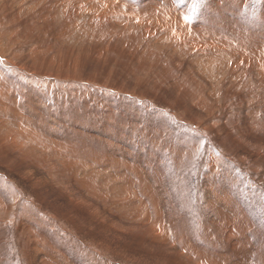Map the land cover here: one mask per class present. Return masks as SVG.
<instances>
[{"label":"rangeland","instance_id":"374dc122","mask_svg":"<svg viewBox=\"0 0 264 264\" xmlns=\"http://www.w3.org/2000/svg\"><path fill=\"white\" fill-rule=\"evenodd\" d=\"M7 1L9 3L12 1V3L7 4ZM10 1L0 0V21L3 20V24L0 22V68L6 71L0 69V75H2V78L0 77V80L2 79V82L0 81V91L2 88L3 91L1 92H4V88L6 91H9L6 95L3 93L0 96V102H9L11 97L12 99H16L15 104L12 102L13 105H10V109L8 107L4 111H0L4 113V116L5 114L8 115V117L5 116L8 118V121L11 119L9 124H7L10 127L9 129L7 126L9 130L7 127H3L5 130H3V128L0 129L2 133H0V153L3 152L2 155L0 154V172H3L2 175L4 176L0 174V259H2L0 264H21L25 259L27 261L25 260L26 262L24 261L23 264H29V261H32L31 264H46L47 262V264L51 262H53V264H264V59L262 57L264 55V0H160L162 2L159 0H96L98 3L100 1H102L101 3L110 2V4H106L105 7L111 8V5H113V8L115 7L116 9L112 8L114 12H112L111 15L122 12V15L126 16L127 11L133 13L130 12V19L127 14V18H123V20L120 18V21L116 20V25H114V19L118 18V14L114 18L113 16L116 14L108 16L105 12L103 14L101 13L106 19L101 21L97 19V21L99 20L98 23H96L97 21L95 19V22L93 19H90L93 15H96V13L93 14V12L88 9L90 3L88 6L86 3H88L89 0H85V2L84 0H79L84 3L78 0H76L77 2L75 0H41L42 2L39 0ZM35 1L40 3L36 4ZM60 1L63 5L65 4V8L67 4L69 7L61 10L63 6ZM243 1H246V4H244L245 2ZM18 2L25 4L23 5L25 9H23L24 7H22V4ZM28 3H32L33 5H29ZM170 3H175L173 5L174 10L167 11V7L171 6ZM11 5L13 7H11ZM14 5H16V7ZM165 5H167V7ZM82 6H84L86 10H83L84 7ZM19 7H22V10ZM58 7L61 8L58 9ZM52 8L56 12L59 10V15H56L57 17L48 15L51 13ZM48 11L49 13H47ZM84 11L85 13H83ZM86 11L89 14H87ZM124 11L126 13H124ZM160 13H163L162 16ZM86 14L92 16L88 17ZM157 14H159V16ZM166 14L169 15V18L172 20L164 18ZM65 15L67 16L65 17ZM73 15L74 18H72ZM97 15H100V13ZM159 17L166 19V25L165 23L163 24L155 20ZM75 18L79 23L76 22L77 20ZM73 19H75L73 23L76 22V26L70 21ZM89 21H91V24ZM111 21H113V23ZM154 22L159 26L161 25L162 33L157 32ZM64 23L65 27L63 26ZM125 23L128 24L125 25ZM135 23L139 24L136 25ZM100 24L102 26L101 29ZM152 24L154 30L153 27H150ZM119 25L122 26L123 29H121V27L119 28ZM127 25L130 30L131 28L134 30H127ZM169 25L174 28H169L171 27ZM48 26H50L51 29ZM96 27H99V30ZM112 28H114L116 32ZM125 29L127 30L126 33ZM169 29H171V32L175 33H171L172 35H170L167 42L168 45H166L167 43L163 44L160 39L161 35L167 34L168 32L166 31H169ZM94 30L98 32L96 33ZM120 31L122 33H120ZM73 32H76L77 35L74 33L72 36ZM110 33H113V36ZM58 34L62 36L59 37L61 39L63 38V44H61L62 40L60 41V38L57 39ZM64 34L68 35V37L63 36ZM43 35L44 37H42ZM49 35L51 37L50 40ZM176 35L178 38L182 36L179 38V41ZM190 35H192V37H189ZM216 35L217 37H215ZM45 38L48 42H44L46 41ZM147 38L148 40L151 38V40L154 41L151 43V40L148 41ZM172 38L173 42L170 41ZM174 38L177 39H175V41L179 42L183 52H181V50L175 52V47L178 48V43H174ZM217 38L221 41L217 40ZM199 39H201V41ZM214 39L217 40L216 43ZM226 39L232 44V46L229 47L231 50L227 48ZM34 40L35 42H33ZM54 40L57 41L54 42ZM222 40H225V44ZM39 41H43L45 47L49 45L53 51H51V49L48 50L49 46L47 49L42 48V42L39 43ZM70 41L73 45L69 43ZM210 41L213 43H210ZM53 42L56 46L58 44V46L55 47V45L52 44ZM66 42L70 44H68L70 48L67 47L68 45L65 44ZM158 42L160 44L157 45ZM183 42H186L187 45L184 44L186 47H183ZM208 42L211 45H205ZM153 43L154 45L151 47ZM161 43L163 47L160 46ZM171 43L176 44L175 47L171 45L174 50L170 48L171 46L169 44ZM217 43L220 47L222 46L221 48H224V50H221L215 45L214 47L216 48H214L212 44ZM60 45H62L61 48H59ZM155 45H157V48ZM80 46L83 47L81 48ZM202 49L205 50L199 52L202 51ZM63 50L66 54L63 53ZM57 51L58 53L61 52L62 55L60 53L58 54ZM53 52L58 54V56L61 55V57L54 56L55 53ZM212 52H215V54L217 53L216 55L221 62L217 57L216 59L218 61L216 60L217 62H215L214 53L209 54ZM200 53H202V55ZM207 53L214 57V63L206 60L207 58L205 57H208ZM195 54L197 55L194 56ZM230 54H232L231 57L235 55H238V57L240 56L239 59L241 64L239 63V65H242L241 71H243L241 74L235 72V69L232 67L234 63L230 58ZM246 56H249L251 59ZM47 57L49 60L52 57L54 58L49 61L46 60ZM238 57L236 56L234 58ZM252 58L254 59L253 61H251ZM55 59L59 60V63L62 61V64L57 63ZM72 59L76 66L73 64ZM47 61L51 62V64L55 61L56 64H52L54 66H51ZM40 62L42 63L39 64ZM44 62L47 63L45 64ZM63 62L65 64L67 62V65H64ZM69 63L75 66L72 72L70 71L71 67L68 68L70 66ZM209 63L212 66L209 65ZM63 65L66 68L63 67ZM77 67H79L78 71ZM255 68H257V70H255ZM258 68L260 70H258ZM38 69H41L43 73L47 71L48 74H43L41 70L38 71ZM244 69H246V71ZM66 71L68 74H66ZM106 71L109 72L106 73ZM60 73L68 77L65 78L62 76L60 78ZM261 73H263V75ZM54 74H59V76L57 75L58 78L54 77ZM72 74L78 75L73 77ZM109 74L111 77L110 80H108ZM253 74L255 76H253ZM79 75L85 77L82 78V76ZM62 78L65 81L62 80ZM90 79L94 81L98 79V86L102 87L103 84L104 86L100 88L96 85L97 88L94 87L93 90L89 85V81H92ZM244 80H246L245 83H247L245 85L247 86L243 85ZM217 81L218 83H216ZM102 82L103 84L101 85ZM107 82L109 84H107ZM123 82L125 84L124 86L122 85ZM105 84L107 86H105ZM134 84L140 85L136 86ZM114 86L119 87V90ZM133 86L135 87V91H133ZM192 87H195L197 91L194 94L195 99L188 93V91H191ZM251 89H253V91ZM22 90L25 91L23 92ZM120 95L122 100L124 98L123 101L120 100ZM202 95L204 96L202 97ZM1 103L0 105H2ZM18 103L21 104L19 105ZM240 105H242L243 108ZM18 107L19 109H17ZM145 107L148 110L144 109ZM160 108L162 113H160ZM232 110L234 112H232ZM163 111H165L164 114ZM167 114L170 115V117H168ZM179 116L182 119H180ZM152 118L154 121L151 120ZM179 121H182V123L180 124ZM192 121L194 123H192ZM140 122L143 123V128ZM184 122H186V124ZM52 123L53 125H51ZM145 123H147L146 126H144ZM148 125L149 128L147 132L145 129ZM154 125L155 128H159L160 130L163 129L165 134L162 133L163 131H156ZM140 126L142 129H140L141 131L139 130ZM162 126L164 128H162ZM12 127L13 130L15 129L14 131ZM129 128L134 129L130 130ZM135 129L137 130L136 133L130 132L133 130L136 131ZM143 130L144 132H142ZM2 131L6 132L3 133ZM149 131L152 132L150 133L151 137H149ZM166 132L170 135H166ZM16 133L18 136H16ZM155 134L160 137L163 135L166 136V138L163 136L165 140L161 137L162 145L159 140L160 137H157ZM21 135L25 143H21L23 142L20 139ZM11 136H13L12 139ZM116 136L119 137V139ZM136 136L138 137L134 140L133 138ZM202 136L203 138H201ZM141 137L145 138L142 139ZM222 137H226V139ZM50 139L52 141L54 139L55 143ZM49 141L52 147L56 145L57 147H62L59 148L61 149V153H59L60 151L56 147H54L56 149L51 148V146L49 148ZM42 142L43 145L41 146L40 144ZM44 142L46 145L48 144V146H44ZM13 145L16 147H13ZM163 145L167 147L164 148L162 147ZM8 146L9 148H6ZM43 147L46 148L43 149ZM24 148L26 150H24ZM48 148L50 150H48ZM30 149L32 150L30 151ZM35 149H37V151ZM51 149L53 151L56 150L55 152L57 153H53ZM211 153L215 154L212 155ZM42 155L46 158H43ZM169 156L172 158L174 157L175 159H173L175 161L172 158L169 159ZM161 158H163V161ZM233 158L235 160H233ZM160 159L161 162L159 161ZM171 160L174 162L172 161L171 163ZM169 162L173 165H170ZM5 163L6 165H4ZM84 164L85 166L87 165L86 167L88 168L84 167ZM166 166H169V171H173L169 172ZM26 167L28 168V172L25 169ZM85 168L88 170H84ZM214 168L219 169V171ZM105 169L108 170L106 171ZM104 170L106 173H104ZM156 170L158 173L155 172ZM161 171L165 174L164 176L161 174ZM26 172L28 174L30 173V175L26 174ZM84 172L86 173L84 174ZM7 174H10V176ZM13 176H15V178ZM79 177L81 178L78 179ZM115 177L117 178L116 180ZM159 177L163 180L161 181ZM19 178H21L20 181ZM107 179L109 180L107 181ZM175 180L177 182L173 184L172 181ZM170 181L172 184H169ZM202 181L205 182L201 184ZM108 182L110 187H107L108 184L106 183ZM178 182H180L179 185L177 184ZM207 182L209 183L208 185ZM175 183L177 185H175ZM198 184L200 185L198 186ZM111 186L114 187L113 190L111 189L112 192L110 191V188H112ZM207 186H211L213 189L211 187L208 189ZM199 187H203L201 188L202 190H200ZM11 189H14L13 191L15 193H12ZM114 190L120 191L122 194L120 192L116 193ZM204 190H206V193ZM214 192H218L219 195L218 193L214 194ZM8 194L10 197H8ZM103 194L105 196H102ZM182 194H184L185 197ZM214 196L215 198L213 199ZM210 197L213 199L211 200L212 202L210 201ZM25 199L28 200L29 203L26 202ZM6 200L9 206L6 205ZM2 201H4L3 206ZM23 203H25V205L29 204L26 209ZM198 203H200V205L202 203L205 207L207 206L206 212H203L205 211L204 206H200ZM42 204L43 208L47 206L46 209L48 208L50 214L45 208V210L42 209ZM19 205L22 206L18 210L17 208ZM30 205H32V207ZM140 205L143 208L139 207ZM213 205L214 207H212ZM28 206L32 210L28 209ZM34 207L36 210H39V214L36 213V216L34 215L38 221L33 216V214L37 212ZM140 209L141 211H139ZM137 211L140 212V214ZM42 212L44 214H42ZM141 212L146 213L144 214ZM28 213L30 215H28ZM48 214L50 216L46 219ZM1 216H3V219ZM54 217L59 221L54 219ZM78 217L80 219H78ZM41 218L46 222L48 221V224L42 221ZM144 219H147V221ZM190 220L192 222H190ZM41 221L44 223L42 224ZM11 222L13 223L11 224ZM15 222L20 223V225ZM52 222H54V224L56 223L55 226L53 224L51 225ZM10 224H14L13 230L8 228L12 227ZM61 224L63 228L60 227ZM5 225L9 226L6 227ZM15 226L18 228L15 229ZM33 227L37 235L36 232L34 233ZM211 227H214L213 230ZM7 230H11V232ZM159 230L161 232H159ZM172 233L174 236H172ZM7 235L8 237H5ZM162 235L165 237L163 238ZM13 236H15V238ZM44 236L46 238H43ZM170 237L173 238L171 239ZM43 239L47 242V245ZM22 240L24 242H21ZM28 242L31 243L29 244L30 247L27 245ZM108 243L110 244L108 245ZM112 244H114V246ZM18 245H21V247H16ZM31 245H33V248ZM105 245L110 248L108 249ZM120 246L123 252L119 250ZM122 246L124 247L123 250ZM33 249H38V251L34 252ZM45 249L48 253L53 254L52 257L48 256L50 259L47 258L48 254H45ZM12 252L14 253V255H12L14 258L11 256V254H13ZM38 253L40 255L39 258L37 257ZM5 255L6 257H4ZM104 255H106L108 259H105ZM17 256L19 257V263ZM21 257L22 261L20 262ZM23 257L25 258L24 260ZM31 257H33V259ZM5 259H7L8 262L5 261ZM10 260L11 263H9Z\"/></svg>","mask_w":264,"mask_h":264},{"label":"bare ground","instance_id":"6f19581e","mask_svg":"<svg viewBox=\"0 0 264 264\" xmlns=\"http://www.w3.org/2000/svg\"><path fill=\"white\" fill-rule=\"evenodd\" d=\"M9 1H10V0H9ZM19 1H20V0H19ZM39 1L42 2V1H44V0H42V1L39 0ZM68 1H69V0H68ZM71 1H72V0H71ZM75 1H76V0H75ZM78 1H79V0H78ZM159 1H160V0H159ZM163 1H164V0H163ZM170 1H171V0H170ZM231 1H232V0H231ZM234 1H235V0H234ZM241 1H242V0H241ZM248 1H249V0H248ZM250 1H251V0H250ZM7 2H8V1H7ZM7 2H5V3H7ZM10 2L12 3V1H10ZM13 2H14V1H13ZM16 2H17V1H16ZM21 2H22V1H21ZM29 2H30V1H29ZM35 2H36V1H35ZM40 2L37 1L36 4H38V3H40ZM60 2H61V1H60ZM76 2H77V1H76ZM79 2H82V1H79ZM84 2H85V0H84ZM84 2H82V3H84ZM86 2H88V1H86ZM101 2H102V1H100V2L98 3L96 0H89V2L86 3L87 6H88L89 3H90L89 8H88V7H87V8H88L90 11H92L93 14L96 13V15H93V17L90 18V19H93L94 22H95V20L97 21V19H99L100 21L103 20V19H106V18H104V15H102L104 12L107 13L108 16L111 15L112 12H114L113 9H115V7L113 8V5H111V6H112L111 8H106V7H105L106 4H110V2H103V3H101ZM124 2H125V1H124ZM160 2H162V1H160ZM199 2H200V1H199ZM243 2H245L244 4H246V1H243ZM11 3L8 2L7 4H11ZM18 3H19V2H18ZM32 3H33V2H32ZM32 3H31V4L28 3V4H29V5H33V4H35V3H33V4H32ZM65 3H66V2H65ZM82 3H81V4H82ZM111 3H112V2H111ZM166 3H167V2H166ZM14 4H15V3H14ZM19 4H22V3H19ZM28 4H27V5H28ZM54 4H55V3H54ZM61 4H62V2H61ZM61 4H60V5H61ZM75 4H76V3H75ZM112 4H113V3H112ZM125 4H126V2H125ZM170 4H171V3H170ZM174 4H175V3L171 4V6L169 5L170 7H167V5H165V6L168 8L167 11L174 10V6H173ZM23 5H25V4H22V7H24ZM51 5H53V4H51ZM64 5H65V4H64ZM64 5L62 4L63 8H62L61 10L66 9V8L69 7L68 4H67V7H66V8L64 7ZM78 5H79V3H78ZM5 6H6V5H5ZM14 6L16 7V5H14ZM18 6H19V5H18ZM20 6H21V5H20ZM38 6H39V5H38ZM56 6H58V5H56ZM56 6H55V7H56ZM62 6H61V7H62ZM71 6H72V2H71ZM118 6H119V5H118ZM128 6H129V5H128ZM130 6H131V5H130ZM194 6H195V5H194ZM194 6H193V7H194ZM197 6H198V5H197ZM11 7H13V6L11 5ZM22 7H19V8H21V10H22ZM28 7H29V6H28ZM61 7H58V9H60ZM73 7H74V6H73ZM80 7H81V6H80ZM82 7H84V6H82ZM160 7H161V6H160ZM41 8H42V7H41ZM112 8H113V9H112ZM151 8H152V7H151ZM156 8H157V7H156ZM164 8H165V7H164ZM164 8H163V9H164ZM167 8H166V9H167ZM23 9H25V7H24ZM72 9H74V8H72ZM118 9H119V8H118ZM118 9H117V10H118ZM166 9H165V10H166ZM253 9H254V8H253ZM29 10H30V9H29ZM46 10H47V9H46ZM48 10H49V9H48ZM67 10H68V9H67ZM67 10H64V11H67ZM83 10H86L85 7H84ZM115 10H116V9H115ZM50 11H51V10H50ZM126 11H127V10H126ZM136 11H137V10H136ZM152 11H153V10H152ZM231 11H232V9H231ZM21 12H22V11H21ZM45 12H46V11H45ZM58 12H59V10L56 12V11L52 8L51 13H49V11H48L47 13H49L48 15H51V16L54 17V16H56V15H59ZM76 12H77V11H76ZM80 12H82V11H80ZM86 12H87V11H86ZM92 12H91V13H92ZM117 12H118V11H117ZM120 12H121V11H120ZM128 12H129V11H127V14H128L129 17L127 16V14H126V16L130 19V17H131L130 12H131V11H130L129 13H128ZM30 13H31V12H30ZM42 13H43V12H42ZM64 13H67V12H64ZM64 13H63V14H64ZM74 13H75V11H74ZM74 13H73V14H74ZM83 13H85V11H84ZM83 13H82V15H83ZM98 13H100V15H97ZM101 13H102V14H101ZM124 13H126V12L124 11ZM131 13H132V12H131ZM144 13H145V12H144ZM22 14H23V13H22ZM44 14H45V13H44ZM60 14H61V13H60ZM75 14H76V13H75ZM78 14H79V13H78ZM87 14H89V13L87 12ZM87 14H86V15H87ZM114 14H116V13H114ZM114 14H112V15H114ZM117 14H118V18H115V16H117ZM117 14L113 16V17L115 18V19L113 18V19L115 20V22H114L115 24H114V25H116V20L120 21V20H121L120 18H122V20H123V18H127L125 15H122V12H121V13H117ZM129 14H130V15H129ZM132 14H133V13H132ZM137 14H139V13H137ZM154 14H155V13H154ZM162 14H163V13H160L161 16H162ZM168 14H169V13H168ZM170 14H171V13H170ZM172 14H173V13H172ZM34 15H35V14H34ZM71 15H72V13H71ZM79 15H80V14H79ZM112 15H111V16H112ZM157 15L159 16V14H157ZM46 16H47V15H46ZM60 16H61V15H60ZM66 16H67V15H65V17H66ZM87 16H88V15H87ZM91 16H92V15H89L88 17H91ZM106 16H107V15H106ZM174 16H175V15H174ZM174 16H173V17H174ZM39 17H40V16H39ZM39 17H38V18H39ZM56 17H57V16H56ZM69 17H70V15H69ZM71 17H72V16H71ZM75 17H76V16H75ZM80 17H81V16H80ZM80 17H79V18H80ZM155 17H157V16H155ZM171 17H172V16H171ZM175 17H176V16H175ZM63 18H64V17H63ZM72 18H74V15H73ZM164 18H169V15L166 14V15L164 16ZM164 18H163V17H159V18H156L155 20H157L158 22H162L163 24L165 23V25H166V19H164ZM35 19H36V18H35ZM70 19H71V18H70ZM75 19H76V18H75ZM75 19L70 20V21H72L71 23H73V21H74ZM94 19H95V20H94ZM169 19H171V18H169ZM169 19H168V22H169ZM12 20H13V19H12ZM76 20H77V19H76ZM99 20H98V21H99ZM109 20H110V18H109ZM109 20H108V21H109ZM114 20H113V21H114ZM146 20H147V19H146ZM171 20H172V19H171ZM36 21H37V19H36ZM66 21H67V19H66ZM98 21H97L96 23H98ZM113 21H111V22L113 23ZM124 21H125V20H124ZM124 21H123V22H124ZM126 21H127V19H126ZM126 21H125V22H126ZM141 21H142V20H141ZM0 22L2 23L3 20L0 21ZM37 22H38V21H37ZM64 22H65V21H64ZM76 22H78V20H77ZM76 22H75V23H76ZM90 22H91V21H89V23H90ZM137 22H138V21H137ZM170 22H171V21H170ZM173 22H174V21H173ZM175 22H176V21H175ZM65 23H66V22H65ZM65 23L63 24L64 27H65ZM75 23H73V24L76 26ZM78 23H79V22H78ZM117 23H118V22H117ZM121 23H122V22H121ZM139 23H141V22H139ZM139 23H138V24H139ZM151 23H152V22H151ZM178 23H179V22H178ZM180 23H181V22H180ZM183 23H184V22H183ZM2 24H3V23H2ZM4 24H5V23H4ZM56 24H57V23H56ZM90 24H91V23H90ZM92 24H93V23H92ZM126 24H128V23H125V25H126ZM135 24L138 25L137 23H135ZM154 24L156 25L155 27H156V29H157V32H161V31H162V30H161V27H160L161 25L159 26L158 24H156V22H154ZM167 24H168V23H167ZM172 24H173V23H172ZM0 25H1V24H0ZM60 25H61V24H60ZM67 25H68V24H67ZM67 25H66V26H67ZM78 25H80V24H78ZM111 25H112V24H111ZM122 25H123V24H122ZM133 25H134V24H133ZM150 25H151V24H150ZM174 25H175V24H174ZM52 26H53V25H52ZM98 26H99V25H98ZM142 26H143V25H142ZM147 26H149V25H147ZM169 26H171V25H169ZM6 27H7V26H6ZM48 27L50 28V26H48ZM60 27H61V26H60ZM89 27H90V26H89ZM120 27H121V29H123L122 26L119 25V28H120ZM123 27H124V26H123ZM128 27H129V26L127 25V28H128ZM150 27H153V24H152V26H150ZM188 27H189V26H188ZM73 28H74V27H73ZM75 28H76V27H75ZM96 28L99 30V27H96ZM96 28H95V29H96ZM101 28H102V26H101V24H100V29H101ZM105 28H106V27H105ZM108 28H110V27H108ZM166 28H167V26H166ZM169 28H174V27L171 26V27H169ZM6 29H7V28H6ZM50 29H51V28H50ZM71 29H72V28H71ZM83 29H84V28H83ZM97 29H96V30H97ZM112 29L114 30V28H112ZM132 29H133V28H131V30H130V29L128 28L127 30L133 31L134 29H133V30H132ZM167 29H168V28H167ZM189 29H190V28H189ZM125 30H126V29H125ZM127 30L125 31V33L127 32ZM153 30H154V27H153ZM181 30H182V29H181ZM187 30H188V29H187ZM73 31H74V30H73ZM94 31H95V30H94ZM114 31H115V30H114ZM116 31H117V27H116ZM116 31H115V32H116ZM118 31H119V30H118ZM135 31H136V29H135ZM164 31H166V30H164ZM194 31H195V30H194ZM46 32H47V31H46ZM59 32H61V31H59ZM69 32H70V31H69ZM69 32H67V33H69ZM95 32H96V31H95ZM97 32H98V31H97ZM97 32H96V33H97ZM110 32H111V31H110ZM154 32H155V31H154ZM166 32H168V33L165 34V35H161V39H160V40H161V42H162L163 44H166V43L168 42V39H169L170 35H172V34L175 33V32H171V29H169V31H166ZM166 32H165V33H166ZM181 32H182V31H181ZM189 32H190V31H189ZM44 33H45V30H44ZM47 33H48V32H47ZM47 33H46V34H47ZM74 33H75V35H77L76 32H73V33H72V36H73ZM89 33H90V32H89ZM92 33H93V32H92ZM101 33H102V32H101ZM120 33H122V32L120 31ZM120 33H119V34H120ZM155 33H156V32H155ZM155 33H154V34H155ZM161 33H162V32H161ZM161 33H160V34H161ZM171 33H172V34H171ZM178 33H179V32H178ZM191 33H192V32H191ZM59 34H60V33H59ZM59 34H58V38H57V39H59V38H60L59 36H61V35H59ZM110 34H111V33H110ZM150 34H151V30H150ZM94 35H95V34H94ZM101 35H102V34H101ZM111 35L113 36V33H112ZM111 35H110V36H111ZM117 35H118V34H117ZM157 35H159V34H157ZM177 35H179V34H177ZM177 35H176V37H177ZM45 36H46V35H45ZM63 36H67V37H68V35H65V34H64ZM103 36H104V35H103ZM159 36H160V35H159ZM162 36H163V37H162ZM184 36H185V35H184ZM197 36H198V35H197ZM42 37H44V35H43ZM46 37H47V36H46ZM61 37H62V36H61ZM97 37H98V36H97ZM180 37H182V36H179V38H180ZM189 37H192V35H190ZM215 37H217V35H216ZM47 38H48V37H47ZM50 38H51V37H50V35H49V40H50ZM72 38H73V37H72ZM139 38H140V37H139ZM158 38H159V37H158ZM177 38H178V37H177ZM179 38H178V41H179ZM186 38H187V36H186ZM204 38H205V37H204ZM40 39H41V38H40ZM45 39H46V38H45ZM65 39H66V37H65ZM65 39H64V41H65ZM67 39H68V38H67ZM69 39H70V38H69ZM97 39H98V38H97ZM103 39H104V38H103ZM142 39H143V37H142ZM175 39H176V38H174V43L177 42V41H175ZM210 39H213V38H210ZM38 40H39V39H38ZM43 40H44V39H43ZM59 40H60V41L62 40V43L60 42L61 44L64 43V42H63V38H62V39L60 38ZM80 40H81V39H80ZM99 40H100V39H99ZM109 40H110V39H109ZM147 40H148V38H147ZM150 40H151V38H150L148 41H150ZM172 40H173V38L170 39L171 42H173ZM176 40H177V39H176ZM181 40H182V39H181ZM181 40H180V41H181ZM187 40H188V39H187ZM187 40H186V42H187ZM199 40L201 41V39H199ZM205 40H206V38H205ZM214 40H215V39H214ZM214 40H213V41H214ZM217 40H219V39L217 38ZM217 40H215L214 42L216 43ZM52 41H53V40H52ZM55 41H57V40H54V42H55ZM97 41H98V40H97ZM139 41H140V39H139ZM153 41H154V40H153ZM153 41L151 40L150 42L152 43ZM206 41H207V40H206ZM208 41H209V39H208ZM211 41H212V40H211ZM211 41H210V43H213V42H211ZM219 41H221V40H219ZM33 42H35V40H34ZM41 42H42V48H46V49H47V47H48L49 45L47 44L48 46L45 47V45L43 44L44 42H48L47 39H46V41H44V42L41 41ZM41 42L39 41V43H41ZM49 42H50V41H49ZM54 42H53L52 44H54ZM81 42H82V40H81ZM81 42H80V43H81ZM146 42H147V41H146ZM146 42H145V43H146ZM155 42H156V41H155ZM155 42H154V43H155ZM186 42H185V43L183 42V45L186 44ZM222 42L225 44V40H224V41L222 40ZM222 42H219V43H222ZM50 43H51V42H50ZM69 43L72 44L71 41H70ZM69 43H68V44H69ZM101 43H102V42H101ZM154 43L151 45V47L154 45ZM162 43H161L160 46L163 45ZM169 43H170V42H169ZM177 43H178L177 46H178V48H180V49H178L177 47H175L176 44H173V43L169 44L170 46H171V45H174L173 47L176 48V49H175V52H176V51L178 52V50L180 51V50L182 49V47L179 45V42H177ZM181 43H182V42H181ZM187 43H188V42H187ZM195 43H196V42H195ZM210 43L208 42V43H206L205 45L208 46ZM223 43H222V44H223ZM35 44H36V43H35ZM45 44H46V43H45ZM52 44H50V45H52ZM65 44H67V42H66ZM68 44H67V45H68ZM70 44H69V45H70ZM83 44H84V43H83ZM158 44H160V43L158 42L157 45H158ZM226 44H227V48H229L230 46H232V44H230L229 40H227V39H226ZM39 45H40V44H39ZM54 45H55V44H54ZM69 45H68L67 47H69ZM72 45H73V44H72ZM157 45H155L156 48H157ZM166 45H168V43H167ZM186 45H187V44H186ZM210 45H211V44H210ZM212 45H213V47H214V45H215L216 47L220 48L221 50H224V48L222 49V48H221L222 46L220 47V45H219L218 43H217V44H212ZM43 46H44V47H43ZM57 46H58V44H57ZM57 46L55 45V47H57ZM61 46H62V45H60L59 48H61ZM64 46H65V45H64ZM64 46H63V47H64ZM114 46H115V45H114ZM197 46H198V45H197ZM197 46H196V47H197ZM200 46H201V45H200ZM225 46H226V45H225ZM225 46H224V47H225ZM53 47H54V46H53ZM71 47H73V46H71ZM80 47H81V46H80ZM82 47H83V46H82ZM82 47H81V48H82ZM162 47H163V46H162ZM183 47H186V46L184 45ZM193 47H194V46H193ZM203 47H204V46H203ZM203 47H202V48H203ZM210 47H211V46H210ZM216 47H214V48H216ZM243 47H244V46H243ZM69 48H70V47H69ZM74 48H75V47H74ZM164 48H165V46H164ZM166 48H168V47H166ZM170 48H172V46H171ZM204 48H205V47H204ZM207 48H208L209 50H211L209 47H207ZM214 48H213V49H214ZM231 48H232V49H235L234 47H231ZM244 48H245V47H244ZM50 49H51V51H53L52 48L49 46V49H48V50H50ZM66 49H68V48H66ZM85 49H86V48H85ZM188 49H189V48H188ZM192 49H193V48H192ZM208 49H207V51H208ZM229 49H230V48H229ZM69 50H70V49H69ZM76 50L79 51L78 49H76ZM172 50H174V48H172ZM182 50H183V49H182ZM182 50H181V52H183ZM186 50H187V49H186ZM194 50H198V49H194ZM200 50H201V49H200ZM204 50H205V49H202V51H199V52H203ZM215 50H217V49H215ZM215 50H214V51H215ZM218 50H219V49H218ZM230 50H231V49H230ZM40 51H44V50H40ZM88 51H89V50H88ZM106 51H107V50H106ZM184 51H185V50H184ZM212 51H213V50H212ZM219 51H220V50H219ZM219 51H216V52L218 53ZM235 51H236V50H235ZM260 51H262V50H260ZM260 51H259V52H260ZM44 52H47V51H44ZM55 52H56V50H55ZM55 52H53V53H55ZM68 52H69V51H68ZM188 52H190V51H188ZM222 52H223V51H222ZM48 53H49V51H48ZM57 53H58V51H57ZM59 53L61 54V52H59ZM59 53H58V54H59ZM63 53H64V50H63ZM89 53H90V52H89ZM102 53H103V52H102ZM118 53H119V52H118ZM193 53H194V52H193ZM213 53H214V54H213ZM217 53H216V54H217ZM219 53H220V52H219ZM231 53H234V52H231ZM23 54H25V53H23ZM49 54H50V53H49ZM58 54L55 53L54 56H55V55L58 56ZM64 54H66V53H64ZM67 54H68V53H67ZM92 54H93V53H92ZM189 54H190V53H189ZM197 54H198V52H197ZM197 54H195L194 56H196ZM200 54L202 55V53H200ZM200 54H199V55H200ZM204 54H205V53H204ZM204 54H203V57H204ZM209 54H213L215 58H214L212 55H208V53H207L208 57H205V58H207V59H206L207 61H211L212 63H214V62H213L214 59H215V62H217L218 60L220 61L219 57L215 54V52H212V53H209ZM241 54H242V53H241ZM245 54H247V53H245ZM263 54H264V53H263ZM46 55H47V54H46ZM50 55H51V54H50ZM61 55H62V54H61ZM61 55H59V56L61 57ZM69 55H71V54H69ZM78 55H79V54H78ZM95 55H96V54H95ZM201 55H200V56H201ZM215 55H216V56H215ZM231 55H232V54H230V58H231V60H232L233 63H234L232 67L235 69V72H239V73L241 74V72H243V71H241V70H242V65H239V63H240V59H239V57H240V56L238 57V55H235L234 57L237 56L238 58H234V57H231ZM59 56H58V57H59ZM65 56H66V55H65ZM76 56H77V55H76ZM209 56H212V57H209ZM220 56H221V55H220ZM228 56H229V55H228ZM241 56H242V55H241ZM105 57H106V56H105ZM119 57H120V56H119ZM165 57H166V56H165ZM216 57L218 58V60L216 59ZM242 57H243V56H242ZM242 57H241V58H242ZM246 57H247V56H246ZM248 57H249V56H248ZM248 57H247V58H248ZM251 57H252V56H251ZM253 57H254V56H253ZM262 57H263V59H264V55H263ZM42 58H45V57H42ZM52 58H54V57H52ZM52 58H51V59H52ZM55 58H56V57H55ZM62 58H63V56H62ZM95 58H97V57H95ZM98 58H99V57H98ZM195 58H196V57H195ZM213 58H214V59H213ZM233 58H234V59H233ZM249 58H250V57H249ZM256 58H257V57H256ZM258 58H259V57H258ZM51 59L49 60V58L47 57L46 60L51 61ZM69 59H70V58H69ZM73 59H74V57H73ZM73 59H72V62H73ZM104 59H105V58H104ZM118 59H119V58H118ZM193 59H194V58H193ZM242 59H243V58H242ZM250 59H251V58H250ZM10 60H11V59H10ZM40 60H41V58H40ZM55 60H56V59H55ZM189 60H190V58H189ZM216 60H217V61H216ZM226 60H227V59H226ZM253 60H254V59L252 58L251 61H253ZM259 60H260V59H259ZM259 60H258V61H259ZM261 60H262V59H261ZM33 61H34V59H33ZM44 61H45V59H44ZM58 61H59V60H56L57 63H59ZM60 61H61V60H60ZM65 61H66V60H65ZM75 61H76V60H75ZM103 61H104V60H103ZM256 61H257V60H256ZM47 62H48V61H47ZM47 62H44V63L46 64ZM54 62H55V61H53L52 64L55 65L56 62H55V63H54ZM61 62H62V61H61ZM61 62H60L59 64H62ZM69 62H70V61H69ZM72 62H71V63H72ZM110 62H111V61H110ZM220 62H221V61H220ZM244 62H245V61H244ZM248 62H249V61H248ZM263 62H264V60H263ZM6 63H7V62H6ZM41 63H42V62H40L39 64H41ZM48 63L51 64V62H48ZM63 63H64V62H63ZM71 63H69V65H70ZM75 63H76V62H75ZM104 63H105V61H104ZM179 63H180V61H179ZM250 63H251V62H250ZM16 64H17V63H16ZM20 64H21V63H20ZM50 64H49V67H50ZM52 64H51V66H54V65H52ZM73 64H74V62H73ZM73 64H72V65H73ZM116 64H117V63H116ZM206 64H207V63H206ZM215 64H217V63H215ZM222 64H223V63H222ZM240 64H241V63H240ZM263 64H264V63H263ZM14 65H15V64H14ZM47 65H48V64H47ZM64 65H67V62H66V64L64 63ZM64 65H63V67H65ZM72 65H70V66L68 67V68L71 67V69H70L71 72L73 71L74 67L76 66L75 64H74L75 66H72ZM126 65H128V64H126ZM209 65H211V64L209 63ZM254 65H255V64H254ZM20 66H21V65H20ZM57 66H58V65H57ZM57 66H56V67H57ZM77 66H78V64H77ZM114 66H115V65H114ZM118 66H119V65H118ZM120 66H121V65H120ZM211 66H212V65H211ZM255 66H256V65H255ZM259 66H260V65H259ZM259 66H258V67H259ZM40 67H41V66H40ZM45 67H46V66H45ZM111 67H112V66H111ZM122 67H123V66H122ZM122 67H121V68H122ZM204 67H205V66H204ZM217 67H218V66H217ZM229 67H230V66H229ZM229 67H228V68H229ZM247 67H248V65H247ZM247 67H246V68H247ZM260 67H263V66H260ZM260 67H259V68H260ZM43 68H44V64H43ZM43 68H42V69H43ZM65 68H66V67H65ZM184 68H185V67H184ZM209 68H210V67H209ZM243 68H244V67H243ZM259 68H258V70L261 69V68H260V69H259ZM0 69H1V68H0ZM4 69H6V68H4ZM8 69H9V68H8ZM49 69H50V68H49ZM78 69H79V67H77V71H78ZM103 69H104V68H103ZM123 69H124V68H123ZM186 69H187V68H186ZM210 69H211V68H210ZM263 69H264V68H263ZM263 69H262V70H263ZM1 70H2V69H1ZM40 70H41V69H40ZM40 70L38 69V71H40ZM44 70H45V69H44ZM187 70H188V69H187ZM212 70H213V69H212ZM244 70L246 71V69H244ZM255 70H257V68H255ZM2 71H5V70H2ZM35 71H37V70H35ZM70 71H69V73L71 74ZM127 71H128V69H127ZM208 71H209V70H208ZM251 71H252V70H251ZM263 71H264V70H263ZM5 72H6V71H5ZM7 72H8V71H7ZM41 72H42V70H41ZM48 72H49V71H48ZM66 72H67V71H66ZM107 72H109V71H106V73H107ZM110 72H112V71H110ZM42 73H43V72H42ZM63 73H64V72H63ZM75 73H76V71H75ZM125 73H126V72H125ZM138 73H139V72H138ZM140 73H141V72H140ZM239 73H238V74H239ZM246 73H247V72H246ZM263 73H264V72H263ZM263 73H261V74L263 75ZM43 74H48V73H47V71H46V72L43 73ZM66 74H68V72H67ZM66 74H65V75H66ZM110 74H111V73H110ZM110 74H109V77L106 76V77H108V80H110V78H111V77H110ZM128 74H129V73H128ZM128 74H127V75H128ZM167 74H168V73H167ZM221 74H222V73H221ZM229 74H231V73H229ZM238 74H237V75H238ZM38 75H39V74H38ZM40 75H41V74H40ZM49 75H50V74H49ZM54 75H55L54 77H57V75L59 76V74H54ZM72 75H73V74H72ZM75 75L77 76L78 74H74L73 77H74ZM87 75H88V74H87ZM100 75H102V74H100ZM106 75H107V74H106ZM211 75H212V74H211ZM231 75H233V74H231ZM244 75H245V74H244ZM1 76H2V75H0V77H1ZM4 76H6V75H4ZM4 76H3V77H4ZM62 76H64V75H63V74L61 75V73H60V78H61ZM69 76H70V75H69ZM79 76H82V75H79ZM88 76H89V75H88ZM94 76H95V74H94ZM96 76H97V74H96ZM103 76H104V75H103ZM111 76H112V75H111ZM136 76H137V75H136ZM245 76H246V75H245ZM247 76H248V75H247ZM253 76H255V75L253 74ZM260 76H261V75H260ZM6 77H7V76H6ZM51 77H52V74H51ZM54 77H53V78H54ZM64 77H65V76H64ZM66 77H68V76H66ZM66 77H65V78H66ZM70 77H71V76H70ZM70 77H69V78H70ZM83 77H85V76H82V78H83ZM86 77H87V76H86ZM91 77H92V76H91ZM97 77H98V76H97ZM104 77H105V76H104ZM104 77H103V78H104ZM119 77H120V75H119ZM122 77H123V76H122ZM232 77H233V76H232ZM1 78H2V77H1ZM57 78H58V77H57ZM77 78H78V77H77ZM79 78H80V77H79ZM82 78H81V79H82ZM87 78H88V77H87ZM89 78H90V77H89ZM93 78H94V77H93ZM93 78H92V79H93ZM112 78H113V77H112ZM124 78H125V77H124ZM137 78H138V77H137ZM147 78H148V77H147ZM194 78H195V77H194ZM240 78H241V76H240ZM3 79H4V78H3ZM7 79H8V78H7ZM72 79H74V78H72ZM84 79H86V78H84ZM92 79H90V80H92ZM106 79H107V78H106ZM106 79H105V80H106ZM122 79H123V78H122ZM145 79H146V78H145ZM238 79H239V78H238ZM238 79H237V81H238ZM241 79H242V78H241ZM260 79H261V78H260ZM62 80H64V79L62 78ZM82 80H83V79H82ZM95 80H96V79H95ZM105 80H102V81H103V82H106ZM127 80H128V79H127ZM136 80H137V79H136ZM147 80H148V79H147ZM192 80H193V79H192ZM217 80H218V79H217ZM239 80H240V79H239ZM249 80H250V79H249ZM263 80H264V78H263ZM0 81L2 82V79H1ZM64 81H65V80H64ZM72 81H75V80H72ZM84 81H85V80H84ZM113 81H114V80H113ZM113 81H112V82H113ZM116 81H117V79H116ZM133 81H134V80H133ZM143 81H144V80H143ZM237 81H236V82H237ZM245 81H246V80H244V84H243V83H242V84H243L244 86H247V85H245V84L247 83V82L245 83ZM247 81H248V79H247ZM75 82H76V81H75ZM103 82L101 83V85L103 84ZM141 82H142V81H141ZM141 82H139V83H141ZM144 82H145V81H144ZM160 82H161V81H160ZM180 82H181V81H180ZM214 82H215V81H214ZM236 82H235V84H236ZM4 83H5V82H4ZM78 83H79V82H78ZM114 83H116V82H114ZM118 83H119V82H118ZM146 83H148V82H146ZM155 83H156V82H155ZM216 83H218V81H217ZM237 83H238V82H237ZM250 83H251V82H250ZM259 83H260V80H259ZM6 84H7V83H6ZM80 84H81V83H80ZM98 84H99L98 79H97V81H94V80L89 81V85H90L91 88H93V90H94V87L97 88L96 85L98 86ZM107 84H109V83L107 82ZM119 84H120V83H119ZM149 84H150V82H149ZM153 84H154V83H153ZM160 84H161V83H160ZM164 84H165V83H164ZM211 84H212V83H211ZM1 85H2V84H1ZM113 85H114V84H113ZM113 85H112V86H113ZM122 85H123V86L125 85L124 82H123ZM134 85H136V84H134ZM137 85H138V84H137ZM137 85H136V86H137ZM139 85H140V84H139ZM139 85H138V86H139ZM147 85H148V84H147ZM198 85H199V84H198ZM4 86H5V85H4ZM103 86H104V84L102 85V87H103ZM105 86H107V85L105 84ZM108 86H109V85H108ZM120 86H121V85H120ZM151 86H153V85H151ZM250 86H251V84H250ZM260 86H261V85H260ZM5 87H6V86H5ZM98 87H100V86H98ZM102 87H100V88H102ZM109 87H110V86H109ZM114 87H116V86H114ZM121 87H122V86H121ZM133 87H134V86H133ZM143 87H144V86H143ZM146 87H147V86H146ZM153 87H154V86H153ZM196 87H197V86H196ZM222 87H224V86H222ZM236 87H237V86H236ZM104 88H105V87H104ZM116 88H118V90H119V87H116ZM116 88H115V89H116ZM126 88H127V87H126ZM137 88H138V87H137ZM189 88H190V87H189ZM247 88H248V87H247ZM251 88H252V87H251ZM7 89H8V88H7ZM77 89H78V88H77ZM98 89H99V88H98ZM121 89H122V88H121ZM134 89H135V87L133 88V91H135ZM139 89H140V88H139ZM149 89H150V86H149ZM248 89H249V88H248ZM9 90H10V89H9ZM25 90H26V89H25ZM25 90H22V91L24 92ZM88 90H89V89H88ZM95 90H97V89H95ZM104 90H105V89H104ZM107 90H108V89H107ZM112 90H113V89H112ZM127 90H128V89H127ZM142 90H143V89H142ZM144 90H145V89H144ZM163 90H164V89H163ZM179 90H180V89H179ZM238 90H239V89H238ZM251 90L253 91V89H251ZM1 91H3V88H2ZM1 91H0V96H1L3 93H4V95H6L7 92H9V91H6L5 88H4V92H1ZM101 91H103V90H101ZM122 91H123V90H122ZM136 91H137V90H136ZM138 91H139V90H138ZM145 91H146V90H145ZM209 91H210V90H209ZM218 91H219V90H218ZM218 91H216V92H218ZM12 92H13V91H12ZM26 92H27V91H26ZM38 92H39V91H38ZM77 92H78V91H77ZM99 92H100V91H99ZM117 92H118V91H117ZM127 92H129V91H127ZM147 92H148V91H147ZM154 92H155V91H154ZM186 92H187V91H186ZM196 92H197V91H196V88H195V87H192V88H191V91H188V93H190V94L192 95L193 98H194V94H195ZM202 92H203V91H202ZM202 92H201V93H202ZM92 93H93V92H92ZM113 93H116V92H113ZM119 93H120V92H119ZM131 93H132V92H131ZM143 93H144V91H143ZM209 93H210V92H209ZM177 94H178V93H177ZM202 94H203V93H202ZM212 94H213V93H212ZM215 94H216V93H215ZM248 94H249V93H248ZM13 95H14V94H13ZM66 95H67V94H66ZM94 95H95V94H94ZM117 95H119V94H117ZM121 95H122V94H121ZM121 95H120V100H122V99H121ZM137 95H138V94H137ZM137 95H136V96H137ZM147 95H148V94H147ZM245 95H246V94H245ZM67 96H69V95H67ZM139 96H140V95H139ZM148 96H149V95H148ZM203 96H204V95H202V97H203ZM262 96H263V95H262ZM9 97H10V96H9ZM123 97H124V96H123ZM128 97H129V96H128ZM132 97H133V96H132ZM132 97H131V99H132ZM199 97H200V95H199ZM202 97H201V98H202ZM248 97H249V96H248ZM142 98H143V97H142ZM152 98H153V97H152ZM162 98H163V97H162ZM162 98H161V99H162ZM250 98H252V97H250ZM154 99H155V98H154ZM194 99H195V98H194ZM233 99H234V98H233ZM255 99H256V98H255ZM15 100H16V99H12V97H11V99H10L9 102H8V101H7L6 103H3V102L1 103V102H0V103L2 104V105H0V111H4V110H5L6 108H8V107H9V109H10V105L15 104ZM115 100H116V99H115ZM123 100H124V98H123ZM123 100H122V101H123ZM125 100H127V99H125ZM147 100H148V98H147ZM164 100H165V99H164ZM167 100H168V99H167ZM248 100H249V99H248ZM67 101H68V100H67ZM127 101H128V100H127ZM152 101H153V100H152ZM152 101H151V102H152ZM188 101H189V100H188ZM207 101H208V100H207ZM250 101H251V100H250ZM12 102H13V104H12ZM16 102H17V101H16ZM45 102H46V101H45ZM65 102H66V101H65ZM78 102H79V101H78ZM145 102H146V101H145ZM153 102H154V101H153ZM208 102H209V101H208ZM244 102H245V101H244ZM62 103H63V102H62ZM62 103H61V104H62ZM139 103H140V102H139ZM166 103H167V101H166ZM168 103H170V102H168ZM18 104H19V103H18ZM20 104H21V103H20ZM20 104H19V105H20ZM65 104H66V103H65ZM147 104H148V103H147ZM149 105H150V104H149ZM153 105H154V104H153ZM153 105H152V106H153ZM205 105H206V104H205ZM209 105H210V104H209ZM15 106H17V105H15ZM45 106H46V105H45ZM60 106H61V105H60ZM152 106H151V107H152ZM155 106H156V105H155ZM158 106H159V105H158ZM166 106H167V105H166ZM240 106H242V105H240ZM160 107H161V106H160ZM163 107H164V106H163ZM235 107H236V106H235ZM154 108H155V107H154ZM198 108H199V107H198ZM238 108H239V107H238ZM242 108H243V106H242ZM249 108H250V107H249ZM17 109H19V107H18ZM144 109H147V108L145 107ZM144 109H143V110H144ZM152 109H153V107H152ZM155 109H156V108H155ZM155 109H154V110H155ZM212 109H213V108H212ZM220 109H221V108H220ZM235 109H237V108H235ZM41 110H42V109H41ZM147 110H148V109H147ZM157 110H159V109H157ZM202 110H203V109H202ZM238 110H239V109H238ZM241 110H242V109H241ZM155 111H156V110H155ZM23 112H24V111H23ZM144 112H145V110H144ZM164 112H165V111H163V114H164ZM211 112H212V111H211ZM213 112H214V111H213ZM222 112H223V111H222ZM232 112H234V111L232 110ZM142 113H143V111H142ZM149 113H150V112H149ZM160 113H162V112H161V108H160ZM217 113H218V111H217ZM227 113H228V112H227ZM25 114H26V113H25ZM33 114H34V113H33ZM45 114H46V113H45ZM119 114H120V113H119ZM170 114H171V112H170ZM150 115H153V114H150ZM165 115H166V114H165ZM165 115H164V116H165ZM167 115H168V114H167ZM180 115H181V114H180ZM213 115H214V114H213ZM5 116L8 117L7 114H5ZM5 116H4V113H3V112H0V129L3 128V127L6 128V127L8 126L7 124H9V122H10V120H11V119H10V120L8 121V120H7L8 118L5 117ZM28 116H29V115H28ZM164 116H163V117H164ZM171 116H172V115H171ZM173 116H174V115H173ZM173 116H172V117H173ZM177 116H178V114H177ZM181 116H182V115H181ZM198 116H199V115H198ZM198 116H197V117H198ZM44 117H45V116H44ZM88 117H89V116H88ZM168 117H170V115H168ZM174 117H175V116H174ZM182 117H183V116H182ZM42 118H43V117H42ZM62 118H63V117H62ZM149 118H151V117H149ZM179 118L182 119L180 116H179ZM179 118H178V119H179ZM200 118H202V117H200ZM200 118H199V119H200ZM186 119H188V118H186ZM260 119H261V118H260ZM127 120H128V119H127ZM151 120H153V118H152ZM151 120H150V121H151ZM183 120H184V119H183ZM183 120H182V121H183ZM218 120H219V119H218ZM242 120H243V119H242ZM251 120H252V119H251ZM46 121H47V120H46ZM119 121H120V120H119ZM153 121H154V120H153ZM155 121H156V119H155ZM182 121H179V123L181 124ZM189 121H190V120H189ZM193 121H194V120H193ZM193 121H192V123H194ZM197 121H198V120H197ZM156 122H157V121H156ZM187 122H188V120H187ZM226 122H227V121H226ZM140 123L142 124V128H143V123H142V122H140ZM161 123H162V122H161ZM165 123H166V122H165ZM184 123L186 124V122H184ZM232 123H233V122H232ZM234 123H235V122H234ZM54 124H55V123H54ZM146 124H147V123H145L144 126H146ZM154 124H155V123H154ZM187 124H188V123H187ZM252 124H254V123H252ZM51 125H53V123H52ZM129 125H130V124H129ZM129 125H128V126H129ZM156 125H158V124H156ZM254 125H255V124H254ZM184 126H185V125H184ZM190 126H191V125H190ZM233 126H234V125H233ZM256 126H257V125H256ZM258 126H259V125H258ZM8 127H9V126H8ZM8 127H7V129H8ZM133 127H134V126H133ZM158 127H159V126H158ZM160 127H161V126H160ZM182 127H183V126H182ZM186 127H187V125H186ZM249 127H250V126H249ZM261 127H262V126H261ZM14 128H15V126H14ZM56 128H57V127H56ZM125 128H126V127H125ZM134 128H136V127H134ZM134 128H129V129L132 130V129H134ZM137 128H138V126H137ZM148 128H149V125L146 127L145 130H147ZM154 128H155V125H154ZM162 128H164V127L162 126ZM235 128H237V127H235ZM255 128H256V127H255ZM262 128H263V127H262ZM262 128H261V129H262ZM9 129H10V127H9ZM9 129H8V130H9ZM140 129H141V126H140L139 130H140ZM155 129H156V131H158V132H159V130H160L159 128H155ZM250 129H251V128H250ZM258 129H260V128H258ZM3 130H5V129L3 128ZM8 130H7V131H8ZM12 130H13V127H12ZM14 130H15V129H14ZM14 130H13V131H14ZM56 130H57V129H56ZM130 130H129V131H130ZM135 130H136V129H135ZM141 130H142V129H141ZM141 130H140V131H141ZM220 130H221V129H220ZM224 130H225V129H224ZM263 130H264V129H263ZM42 131H43V129H42ZM150 131H151V130H150ZM150 131H149V137H151V136H150V133H152V132H150ZM160 131H163V129H161ZM255 131H256V130H255ZM2 132L4 133V132H6V131H2ZM9 132H10V131H9ZM45 132H47V131H45ZM50 132H52V131H50ZM50 132H49V133H50ZM60 132H61V131H60ZM60 132H59V133H60ZM112 132H113V131H112ZM130 132H133V133L135 132V133H136L137 130H136V131L133 130V131H130ZM142 132H144V130H143ZM142 132H141V133H142ZM147 132H148V130H147ZM0 133H1V132H0ZM42 133H43V132H42ZM109 133H110V132H109ZM115 133H116V132H115ZM138 133H139V131H138ZM145 133H146V131H145ZM162 133L165 134V131H163ZM221 133H222V132H221ZM1 134H2V133H1ZM146 134H147V133H146ZM201 134H202V133H201ZM32 135H33V134H32ZM46 135H47V134H46ZM54 135H56V134H54ZM54 135H53V136H54ZM108 135H109V134H108ZM147 135H148V134H147ZM155 135H156V134H155ZM166 135H168L167 132H166ZM169 135H170V134H169ZM169 135H168V136H169ZM16 136H18L17 133H16ZM47 136H48V135H47ZM112 136H113V134H112ZM120 136H121V134H120ZM131 136H132V135H131ZM142 136H143V135H142ZM144 136H145V135H144ZM156 136L158 137L159 135H156ZM163 136H164V135H163ZM163 136H161L163 139H164V137L166 138V136H164V137H163ZM229 136H230V135H229ZM2 137H3V136H2ZM12 137H13V136H11V139H12ZM48 137H49V136H48ZM116 137H117V136H116ZM137 137H138V136H136V137H134V138L132 137V138L135 140ZM149 137H148V139H149ZM159 137H160V136H159ZM161 137H160L159 140L161 141V145H162ZM50 138H51V137H50ZM117 138L119 139V137H117ZM141 138H142V137H141ZM143 138H145V137H143ZM143 138H142V139H143ZM146 138H147V136H146ZM201 138H203V136H202ZM222 138H224V137H222ZM234 138H235V136H234ZM234 138H233V139H234ZM20 139H21V141H23V142L20 141L21 143H25L24 140L22 139V135H21V138H20ZM55 139H56V136H55ZM57 139H58V138H57ZM124 139H125V137H124ZM133 139H132V140H133ZM224 139H226V137H225ZM0 140H1V139H0ZM7 140H8V139H7ZM50 140H51V139H50ZM134 140H133V141H134ZM150 140H151V138H150ZM164 140H165V139H164ZM168 140H169V139H168ZM170 140H171V139H170ZM255 140H257V139H255ZM51 141H52V140H51ZM56 141H57V140H56ZM230 141H231V140H230ZM235 141H237V140H235ZM1 142H2V141H1ZM3 142H7V141H3ZM8 142H9V140H8ZM52 142H54V139H53ZM156 142H157V141H156ZM156 142H155V143H156ZM224 142H225V141H224ZM232 142H233V140H232ZM44 143H45V142H44ZM49 143H50V141H49ZM54 143H55V142H54ZM150 143H151V142H150ZM27 144H28V143H27ZM39 144H40V143H39ZM52 144H53V143H52ZM135 144H136V143H135ZM145 144H146V143H145ZM166 144H167V143H166ZM224 144H225V143H224ZM40 145L42 146V145H43V142H42ZM45 145H46V143L44 144V146H45ZM58 145H59V144H58ZM157 145H158V144H157ZM231 145H232V144H231ZM9 146H10V145H9ZM9 146L6 147V148H9ZM21 146H22V145H21ZM46 146H48V144H47ZM50 146H51V143L49 144V148H50ZM140 146H141V145H140ZM140 146H139V147H140ZM174 146H175V145H174ZM174 146H172V147H174ZM260 146H261V145H260ZM13 147H16V146L13 145ZM23 147H25V146H23ZM30 147H31V146H30ZM32 147H33V146H32ZM54 147H56V148H58V149H59V148H62V147H59V146L57 147V145H56V146H53V147L51 146V148L56 149V148H54ZM162 147L165 148V147H167V146H166V145H165V146L163 145ZM233 147H234V146H233ZM45 148H46V147H45ZM45 148L43 147V149H45ZM49 148H48V150H50ZM169 148H170V146H169ZM254 148H255V147H254ZM262 148H263V147H262ZM16 149H17V148H16ZM28 149H29V148H28ZM66 149H67V148H66ZM68 149H69V148H68ZM162 149H163V148H162ZM173 149H175V148H173ZM173 149H171V150H173ZM24 150H26V149L24 148ZM31 150H32V149H30V151H31ZM35 150L37 151V149H35ZM51 150H52V149H51ZM60 150H61V149H59V151H60ZM133 150H134V149H133ZM261 150H262V149H261ZM33 151H34V148H33ZM40 151H41V150H40ZM52 151H53V150H52ZM55 151H56V150H55ZM55 151H53V153H54ZM142 151H143V150H142ZM229 151H231V150H229ZM49 152H50V151H49ZM212 152H213V151H212ZM35 153H36V152H35ZM35 153H34V154H35ZM55 153H57V152H55ZM59 153H61V151H60ZM59 153H58V154H59ZM169 153H170V152H169ZM0 154L2 155L3 152L0 153ZM211 154H212V153H211ZM214 154H215V153H214ZM214 154H212V155H214ZM31 155H32V154H31ZM232 155H233V153H232ZM42 156H43V155H42ZM148 156H149V155H148ZM151 156H152V155H151ZM164 156H165V155H164ZM166 156H167V155H166ZM206 156H207V155H206ZM211 157H212V156H211ZM233 157H234V156H233ZM43 158H46V157L43 156ZM170 158H172V157L169 156V159H170ZM173 158H174V157H173ZM173 158H172V159H173ZM215 158H216V157H215ZM215 158H214V159H215ZM244 158H245V157H244ZM0 159H1V158H0ZM161 159H162V161H163V158H161ZM161 159L159 160L160 162H161ZM164 159H165V158H164ZM169 159H168V160H169ZM174 159H175V158H174ZM174 159H173V160H174ZM212 159H213V158H212ZM212 159H211V160H212ZM217 159H218V157H217ZM12 160H13V158H12ZM24 160H25V158H24ZM112 160H113V159H112ZM173 160H171V163H172ZM206 160H207V159H206ZM208 160H209V159H208ZM215 160H216V159H215ZM215 160H214V161H215ZM219 160H220V159H219ZM233 160H235V159L233 158ZM110 161H111V160H110ZM151 161H152V160H151ZM174 161H175V160H174ZM174 161H173V162H174ZM245 161H246V160H245ZM23 162H24V161H23ZM25 162H26V161H25ZM38 162H39V161H38ZM122 162H123V161H122ZM166 162H167V160H166ZM204 162H206V161H204ZM210 162H211V161H210ZM219 162H220V161H219ZM233 162H234V161H233ZM83 163H84V161H83ZM106 163H107V162H106ZM118 163H119V162H118ZM149 163H150V162H149ZM214 163H215V162H214ZM216 163H217V162H216ZM237 163H238V162H237ZM14 164H15V163H14ZM115 164H116V163H115ZM169 164H170V162H169ZM202 164H203V163H202ZM211 164H212V162H211ZM233 164H234V163H233ZM0 165H1V164H0ZM4 165H6V163H5ZM80 165H82V164H80ZM122 165H123V164H122ZM165 165H166V164H165ZM170 165H173V164H170ZM204 165H206V164H204ZM214 165H215V164H214ZM86 166H87V165H86ZM86 166H85V164H84V167H86ZM157 166H158V165H157ZM163 166H164V165H163ZM236 166H237V165H236ZM261 166H262V165H261ZM16 167H17V166H16ZM33 167H34V166H33ZM84 167H83V168H84ZM166 167H168V171H169V166H166ZM170 167H171V166H170ZM19 168H20V167H19ZM21 168H22V166H21ZM31 168H32V166H31ZM83 168H82V169H83ZM86 168H88V167H86ZM86 168H85L84 170H88V169H86ZM110 168H111V167H110ZM137 168H138V167H137ZM157 168H158V167H157ZM4 169H5V168H4ZM23 169H24V168H23ZM25 169H26V171H27L28 168L26 167ZM29 169H30V168H29ZM138 169H139V168H138ZM138 169H137V170H138ZM170 169H171V168H170ZM214 169H215V168H214ZM5 170H6V169H5ZM14 170H15V169H14ZM14 170H13V171H14ZM17 170H18V169H17ZM78 170H79V169H78ZM90 170H91V169H90ZM99 170H100V169H99ZM105 170H106V169H105ZM105 170H104V173H106ZM107 170H108V169H107ZM107 170H106V171H107ZM137 170H136V171H137ZM199 170H200V169H199ZM215 170L219 171V169H215ZM255 170H256V169H255ZM1 171H2V170H1ZM29 171H30V170H29ZM34 171H35V170H34ZM34 171H33V172H34ZM93 171H94V170H93ZM144 171H145V170H144ZM163 171H164V170H163ZM170 171H173V170H170ZM170 171H169V172H170ZM7 172H8V171H7ZM22 172H23V171H22ZM24 172H25V170H24ZM27 172H28V171H27ZM27 172H26V174H28ZM31 172H32V169H31ZM86 172H87V171H86ZM86 172H84V174H85ZM88 172H89V171H88ZM94 172H95V171H94ZM109 172H110V171H109ZM145 172H146V171H145ZM155 172H157V170H156ZM165 172H166V171H165ZM214 172H215V171H214ZM2 173H3V172H0L1 175H2ZM17 173H18V172H17ZM116 173H117V172H116ZM116 173H115V174H116ZM146 173H147V172H146ZM157 173H158V172H157ZM5 174H6V173H5ZM10 174H11V173H10ZM10 174H7V175L10 176ZM84 174H83V175H84ZM88 174H89V173H88ZM107 174H108V172H107ZM115 174H113V175H115ZM161 174H163V176L165 175L162 171H161ZM167 174H169V173H167ZM172 174H173V173H172ZM200 174H202V173H200ZM14 175H15V174H14ZM19 175H20V174H19ZM28 175H30V173H29ZM117 175H118V174H117ZM2 176H3V175H2ZM21 176H22V175H21ZM26 176H27V175H26ZM105 176H106V175H105ZM105 176H104V177H105ZM115 176H116V175H115ZM169 176H170V175H169ZM172 176H173V175H172ZM3 177H4V176H3ZM13 177L15 178V176H13ZM16 177H17V176H16ZM28 177H29V176H28ZM121 177H122V176H121ZM156 177H158V176H156ZM165 177H166V176H165ZM173 177H174V176H173ZM179 177H180V176H179ZM183 177H184V176H183ZM200 177H201V176H200ZM213 177H214V176H213ZM80 178H81V177H79L78 179H80ZM105 178H106V177H105ZM105 178H104V179H105ZM112 178H114V177H112ZM168 178H169V177H168ZM170 178H171V177H170ZM175 178L178 179L177 177H175ZM201 178H202V177H201ZM254 178H255V177H254ZM20 179H21V178H19V181H20ZM84 179H85V178H84ZM109 179H110V178H109ZM109 179H107V181H108ZM116 179H117V178L115 177V180H116ZM159 179H160V177H159ZM164 179H165V178H164ZM180 179H181V178H180ZM182 179H183V178H182ZM199 179H200V178H199ZM0 180H1V179H0ZM15 180H16V179H15ZM23 180H24V179H23ZM87 180H88V179H87ZM111 180H112V179H111ZM160 180H161V179H160ZM162 180H163V179H162ZM162 180H161V181H162ZM173 180H174V178H173ZM178 180H179V179H178ZM248 180H249V179H248ZM12 181H13V180H12ZM88 181H89V180H88ZM182 181H183V180H182ZM187 181H188V180H187ZM210 181H211V180H210ZM218 181H219V180H218ZM220 181H221V180H220ZM223 181H225V180H223ZM246 181H247V180H246ZM14 182H15V181H14ZM21 182H22V181H21ZM82 182H83V181H82ZM104 182H105V180H104ZM114 182H116V181H114ZM135 182H136V181H135ZM164 182L166 183L165 180H164ZM172 182H173V184H174V182H177V181L175 180V181H172ZM204 182H205V181H202L201 184H203ZM215 182H216V181H215ZM247 182H248V181H247ZM16 183H17V182H16ZM19 183H20V182H19ZM110 183H111V181H110ZM162 183H163V182H162ZM179 183H180V182H178L177 184L179 185ZM196 183H197V182H196ZM210 183H211V182H210ZM222 183H223V182H222ZM248 183H249V182H248ZM251 183H252V182H251ZM106 184L109 185V182L106 183ZM121 184H122V182H121ZM121 184H120V185H121ZM142 184H143V183H142ZM144 184H145V182H144ZM169 184H172L171 181H170ZM169 184H168V185H169ZM177 184L175 183V185H177ZM208 184H209V183L207 182V185H208ZM213 184H214V182H213ZM213 184H212V185H213ZM13 185H14V184H13ZM79 185H80V184H79ZM108 185H107V187H110V185H109V186H108ZM137 185H138V183H137ZM139 185H140V184H139ZM157 185H159V184H157ZM180 185H181V184H180ZM183 185H184V184H183ZM183 185H182V186H183ZM199 185H200V184H198V186H199ZM204 185H206V184H204ZM215 185H216V184H215ZM218 185H219V184H218ZM224 185H225V184H224ZM247 185H248V184H247ZM15 186H16V185H15ZM112 186H114V185H112ZM112 186H111V187H112ZM122 186H123V185H122ZM148 186H149V184H148ZM184 186H185V185H184ZM219 186H220V185H219ZM219 186H218V187H219ZM230 186H231V185H230ZM11 187H12V188H15V187H13V186H11ZM19 187H20V186H19ZM105 187H106V186H105ZM163 187H164V186H163ZM169 187H170V186H169ZM207 187H208V189H209V187H211V186H207ZM113 188H114V187L110 188V191H111V192H112ZM115 188H117V187H115ZM125 188H126V187H125ZM149 188H150V186H149ZM154 188H155V187H154ZM159 188H160V187H159ZM159 188H158V189H159ZM161 188H162V187H161ZM182 188H183V187H182ZM184 188H185V187H184ZM199 188H200V190H202L201 188H203V187H199ZM211 188L213 189V187H211ZM214 188H215V186H214ZM252 188H253V187H252ZM19 189H20V188H19ZM79 189H80V188H79ZM111 189H112V190H111ZM163 189H164V188H163ZM191 189H192V188H191ZM218 189H219V188H218ZM227 189H228V188H227ZM11 190H12V189H11ZM13 190H14V189H13ZM13 190L11 191L12 193L14 192ZM130 190H131V189H130ZM133 190H134V189H133ZM140 190H141V189H140ZM167 190H169V189H167ZM176 190H177V189H176ZM215 190H216V189H215ZM228 190H229V189H228ZM15 191H16V189H15ZM110 191H109V192H110ZM114 191H115L116 193L120 192V191H117V190H114ZM121 191H122V190H121ZM177 191H180V190H177ZM205 191H206V190H204V192H205ZM216 191H217V190H216ZM231 191H232V190H231ZM237 191H238V190H237ZM9 192H10V191H9ZM18 192H19V191H18ZM20 192H21V191H20ZM28 192H29V189H28ZM89 192H90V191H89ZM182 192H183V191H182ZM201 192H202V191H201ZM220 192H221V190H220ZM14 193H15V192H14ZM101 193H102V192H101ZM120 193H121V192H120ZM120 193H119V195H120ZM124 193H125V192H124ZM131 193H132V192H131ZM160 193H162V192H160ZM168 193H169V192H168ZM184 193H185V192H184ZM205 193H206V192H205ZM208 193H209V192H208ZM215 193L217 194L218 192H214V194H215ZM236 193H237V192H236ZM257 193H258V192H257ZM19 194H21V193H19ZM22 194H23V191H22ZM108 194H111V193H108ZM121 194H122V193H121ZM187 194H189V193L187 192ZM210 194H211V193H210ZM220 194H221V193H220ZM10 195H11V194H10ZM23 195H24V194H23ZM38 195H39V194H38ZM38 195H37V196H38ZM116 195H118V194H116ZM116 195H115V196H116ZM130 195H132V194H130ZM137 195H138V194H137ZM155 195H156V194H155ZM182 195L184 196V194H182ZM191 195H192V194H191ZM197 195H198V194H197ZM212 195H213V194H212ZM218 195H219V193H218ZM6 196H7V195H6ZM12 196H13V195H12ZM25 196H26V195H25ZM102 196H105V195L103 194ZM102 196H101V197H102ZM109 196H110V195H109ZM121 196H122V195H121ZM128 196H129V195H128ZM156 196H157V195H156ZM156 196H155V197H156ZM189 196H190V194H189ZM8 197H10L9 194H8ZM8 197H7V198H8ZM15 197H16V195H15ZM110 197H111V196H110ZM184 197H185V196H184ZM190 197H191V196H190ZM198 197H199V196H198ZM82 198H83V197H82ZM115 198H117V197H115ZM123 198H124V196H123ZM125 198H126V197H125ZM187 198H188V197H187ZM200 198H201V197H200ZM210 198H211V199H210V201H211V200H213V199L215 198V196L213 197V199H212V197H210ZM224 198H225V197H224ZM227 198H228V197H227ZM2 199H3V198H2ZM23 199H24V198H23ZM225 199H226V198H225ZM228 199H229V198H228ZM228 199H227V200H228ZM255 199H256V198H255ZM255 199H254V200H255ZM4 200H5V199H4ZM13 200H14V199H13ZM20 200H21V199H20ZM25 200H26V199H25ZM25 200H24V201H25ZM73 200H74V199H73ZM126 200H127V198H126ZM205 200H206V199H205ZM223 200H224V199H223ZM257 200H258V199H257ZM263 200H264V199H263ZM6 201H7V200H6ZM6 201H5V202H6ZM22 201H23V200H22ZM105 201H106V200H105ZM111 201H112V200H111ZM3 202H4V201H2V206H3ZM26 202H28V200H26ZM26 202H25V203H26ZM31 202H32V201H31ZM122 202L125 203L124 201H122ZM184 202H185V201H184ZM186 202H187V201H186ZM191 202H192V201H191ZM211 202H212V201H211ZM213 202H214V201H213ZM220 202H221V201H220ZM225 202H226V201H225ZM6 203H7L6 205L9 206L8 201H7ZM20 203H21V202H20ZM20 203H19V204H20ZM25 203H23V204L25 205ZM28 203H29V202H28ZM40 203H41V202H40ZM187 203H188V202H187ZM192 203H193V202H192ZM208 203H209V202H208ZM214 203H215V202H214ZM236 203H237V202H236ZM17 204H18V203H17ZM17 204H16V205H17ZM33 204H35V203H33ZM33 204H32V205H33ZM70 204H71V203H70ZM109 204H110V203H109ZM118 204H119V203H118ZM125 204H126V203H125ZM154 204H155V203H154ZM198 204L200 205V203H198ZM210 204H211V203H210ZM223 204H224V202H223ZM226 204H227V203H226ZM27 205H29V204H26V205L24 206L25 209H26ZM32 205H30V206L32 207ZM36 205H37V204H36ZM38 205H39V204H38ZM64 205H65V204H64ZM68 205H69V204H68ZM123 205H124V204H123ZM144 205H145V203H144ZM175 205H176V204H175ZM201 205H203V204L201 203ZM201 205H200V206H201ZM208 205H209V204H208ZM215 205H216V203H215ZM260 205H261V204H260ZM0 206H1V205H0ZM8 206H7V207H8ZM21 206H22V205H21ZM21 206L19 205V207H18L17 209L19 210V208H21ZM33 206H35V205H33ZM44 206H45V205H44ZM127 206H128V205H127ZM159 206H160V205H159ZM203 206H204V209H205V211H203V212H206V207H207V206H206V207H205V205H203ZM209 206H210V205H209ZM221 206H222V205H221ZM236 206H237V205H236ZM253 206H254V205H253ZM7 207H5V208H7ZM24 207H23V208H24ZM46 207H47V206H46ZM46 207H44V208L46 209ZM139 207H142V206L140 205ZM145 207H146V205H145ZM187 207H188V206H187ZM187 207H186V208H187ZM212 207H214V205H213ZM218 207H219V206H218ZM222 207H223V206H222ZM225 207H226V206H225ZM44 208H43V204H42V209H44ZM142 208H143V207H142ZM223 208H224V207H223ZM28 209L32 210L29 206H28ZM34 209H35V207H34ZM39 209H40V208H39ZM45 209H44V210H45ZM188 209H189V208H188ZM204 209H203V210H204ZM221 209H222V208H221ZM221 209H220V210H221ZM249 209H250V208H249ZM249 209H248V210H249ZM3 210H4V209H3ZM23 210H24V209H23ZM23 210H22V211H23ZM46 210L48 211V208H47ZM49 210H50V209H49ZM54 210H55V209H54ZM126 210H127V209H126ZM129 210H130V209H129ZM20 211H21V210H20ZM20 211H19V212H20ZM24 211H26V210H24ZM35 211H37V212H35V214H33V216H34V215L36 216V213L39 214V213H38L39 210H36V209H35ZM47 211H46V212H47ZM50 211H51V210H50ZM139 211H141V209H140ZM178 211H180V210H178ZM185 211H187V210H185ZM14 212H15V211H14ZM28 212H29V211H28ZM30 212H31V211H30ZM48 212H49V211H48ZM137 212H138V211H137ZM200 212H201V211H200ZM223 212H224V209H223ZM6 213H8V212H6ZM33 213H34V210H33ZM61 213H62V212H61ZM71 213H72V212H71ZM138 213L140 214V212H138ZM141 213H144V212H141ZM145 213H146V212H145ZM145 213H144V214H145ZM183 213H184V212H183ZM195 213H196V212H195ZM226 213H227V212H226ZM2 214H4V213H2ZM24 214H25V213H24ZM31 214H32V213H31ZM42 214H44V213L42 212ZM49 214H50V212H49ZM49 214L47 215L46 219L50 216ZM128 214H129V213H128ZM167 214H168V213H167ZM197 214H198V213H197ZM197 214H195V215H197ZM10 215H11V214H10ZM17 215H19V214H17ZM28 215H30V214L28 213ZM45 215H46V214H45ZM126 215H127V214H126ZM142 215H143V214H142ZM142 215H141V216H142ZM176 215H177V214H176ZM189 215H190V214H189ZM199 215H200V214H199ZM199 215H198V216H199ZM14 216H15V215H14ZM33 216H32V217H33ZM35 216H34V217H35ZM53 216H54V215H53ZM97 216H98V215H97ZM99 216H100V214H99ZM170 216H171V215H170ZM201 216H202V214H201ZM206 216H207V215H206ZM1 217H2V219H3V216H1ZM10 217H11V216H10ZM16 217H17V216H16ZM20 217H21V216H20ZM23 217H24V216H23ZM38 217H39V215H38ZM56 217H57V216H56ZM79 217H80V216H79ZM79 217H78V219H80ZM138 217H139V216H138ZM138 217H137V218H138ZM142 217H143V216H142ZM145 217H146V216H145ZM152 217H153V216H152ZM193 217H194V216H193ZM195 217H196V216H195ZM207 217H208V216H207ZM7 218H8V217H7ZM13 218H14V217H13ZM24 218H25V217H24ZM42 218H43V217H42ZM42 218H41V219H42ZM44 218H45V217H44ZM50 218H51V217H50ZM185 218H186V217H185ZM189 218H190V217H189ZM191 218H192V217H191ZM197 218H199V217H197ZM216 218H217V217H216ZM0 219H1V218H0ZM17 219H19V218H17ZM35 219H36V217H35ZM46 219H45V220H46ZM54 219H56V218L54 217ZM88 219H89V218H88ZM97 219H98V218H97ZM141 219H143V218H141ZM147 219H148V218H147ZM147 219H144V220L147 221ZM182 219H183V218H182ZM186 219H187V218H186ZM210 219H211V218H210ZM212 219H213V217H212ZM227 219H228V218H227ZM14 220H15V219H14ZM21 220H22V219H21ZM36 220H37V219H36ZM51 220H52V219H51ZM56 220L59 221L58 219H56ZM81 220H82V219H81ZM89 220H90V219H89ZM91 220H92V219H91ZM126 220H127V219H126ZM144 220H143V221H144ZM150 220H152V219H150ZM150 220H148V221H150ZM195 220H197V219H195ZM195 220H194V221H195ZM37 221H38V220H37ZM42 221H44V219H42ZM42 221H41V223H42ZM96 221H97V220H96ZM145 221H144V222H145ZM152 221H154V220H152ZM182 221H183V220H182ZM198 221H200V220H198ZM212 221H213V220H212ZM231 221H232V220H231ZM4 222H5V221H4ZM17 222H18V220H17ZM17 222H15V223L20 225V223H17ZM22 222H23V221H22ZM32 222H33V221H32ZM35 222H36V221H35ZM44 222H46V221H44ZM44 222H43V223H44ZM84 222H85V221H84ZM92 222H94V221H92ZM141 222H142V221H141ZM173 222H174V221H173ZM190 222H192V221L190 220ZM201 222H202V221H201ZM210 222H211V221H210ZM12 223H13V222H11V224H12ZM24 223H25V222H24ZM43 223H42V224H43ZM49 223H50V220H49ZM59 223H60V222H59ZM61 223H62V222H61ZM88 223H89V222H88ZM153 223H156V222H153ZM163 223H164V221H163ZM199 223H200V222H199ZM203 223H204V222H203ZM1 224H2V223H1ZM11 224H10V225H11ZM16 224H15V225H16ZM46 224H48V221L46 222ZM52 224L55 226L56 223L54 224V222H52L51 225H52ZM93 224H94V223H93ZM95 224H96V222H95ZM138 224H139V223H138ZM145 224H146V223H145ZM195 224H196V223H195ZM13 225H14V224H13ZM13 225H11V226H12L11 228L8 227L9 225H8V226L5 225V226L8 227L9 229L13 230V229H12V228H13ZM39 225H40V224H39ZM44 225H45V224H44ZM87 225H88V224H87ZM114 225H115V224H114ZM146 225H147V224H146ZM153 225H154V224H153ZM2 226H3V225H2ZM5 226H4V227H5ZM17 226H18V225H17ZM17 226H15V227H16L15 229H17V228L19 227V226H18V227H17ZM46 226H47V225H46ZM57 226H58V225H57ZM106 226H107V225H106ZM159 226H160V225H159ZM191 226H192V225H191ZM204 226H207V225H204ZM213 226H214V224H213ZM21 227H22V226H21ZM21 227H20V228H21ZM40 227H42V226H40ZM44 227H45V226H44ZM49 227H50V226H49ZM58 227H59V226H58ZM60 227H62V224H61ZM60 227H59V228H60ZM69 227H70V226H69ZM75 227H77V226H75ZM80 227H81V226H80ZM101 227H102V226H101ZM101 227H100V228H101ZM154 227H155V226H154ZM157 227H158V225H157ZM157 227H155V228H157ZM162 227H163V226H162ZM165 227H166V226H165ZM167 227H168V226H167ZM20 228H19V230H20ZM45 228H46V227H45ZM62 228H63V227H62ZM70 228H71V227H70ZM91 228H92V227H91ZM95 228H96V227H95ZM111 228H112V227H111ZM150 228H151V227H150ZM152 228H153V227H152ZM207 228H208V227H207ZM211 228H212V227H211ZM213 228H214V227H213ZM213 228H212V230H213ZM4 229H7V228H4ZM4 229H3V230H4ZM24 229H25V228H24ZM28 229H29V228H28ZM54 229H55V227H54ZM54 229H53V231H54ZM57 229H58V228H57ZM64 229H65V228H64ZM72 229H73V228H72ZM72 229H71V230H72ZM93 229H94V228H93ZM96 229H97V228H96ZM122 229H124V228H122ZM122 229H121V230H122ZM153 229H154V228H153ZM160 229H161V228H160ZM174 229H175V228H174ZM196 229H197V228H196ZM209 229H210V227H209ZM215 229H216V227H215ZM215 229H214V230H215ZM11 230H10V231L7 230V231H8V232H11ZM33 230H34V233H35L36 231H35L34 227H33ZM39 230H40V229H39ZM60 230H61V228H60ZM60 230H59V231H60ZM62 230H63V229H62ZM102 230H103V229H102ZM140 230H141V229H140ZM155 230H157V229H155ZM193 230H194V229H193ZM210 230H211V229H210ZM218 230H219V229H218ZM17 231H18V230H17ZM30 231H32V230H30ZM73 231H74V229H73ZM82 231H83V230H82ZM95 231H96V230H95ZM95 231H94V232H95ZM97 231H98V229H97ZM97 231H96V232H97ZM151 231H152V230H151ZM251 231H252V230H251ZM4 232H5V230H4ZM55 232H56V231H55ZM55 232H54V236H55ZM71 232H72V231H71ZM74 232H75V231H74ZM100 232H101V230H100ZM154 232H155V231H154ZM159 232H161V231L159 230ZM166 232H167V231H166ZM172 232H173V231H172ZM198 232H199V231H198ZM14 233H15V232H14ZM14 233H13V235H14ZM18 233H19V232H18ZM18 233H17V234H18ZM34 233H32V234H34ZM62 233H63V232H62ZM64 233H65V232H64ZM97 233H98V232H97ZM156 233H157V231H156ZM164 233H165V232H164ZM167 233H168V232H167ZM212 233H213V231H212ZM229 233H230V232H229ZM6 234H7V233H6ZM22 234H23V233H22ZM43 234H44V233H43ZM170 234H171V233H170ZM170 234H169V236H170ZM190 234H191V232H190ZM192 234H193V233H192ZM11 235H12V234H11ZM20 235H21V234H20ZM23 235H24V234H23ZM29 235H30V234H29ZM36 235H37V232H36ZM102 235H103V234H102ZM109 235H110V234H109ZM176 235H177V234H176ZM188 235H189V232H188ZM217 235H218V234H217ZM230 235H231V234H230ZM25 236H26V235H25ZM57 236H58V235H57ZM105 236H106V235H105ZM147 236H148V235H147ZM151 236H152V234H151ZM154 236H155V235H154ZM160 236H161V235H160ZM162 236H163V238L165 237L164 235H162ZM167 236H168V235H167ZM172 236H174L173 233H172ZM194 236H195V235H194ZM0 237H1V236H0ZM5 237H8V235L5 236ZM13 237L15 238V236H13ZM16 237H17V236H16ZM21 237H23V236H21ZM21 237H19V238H21ZM59 237H60V235H59ZM189 237H190V236H189ZM216 237H217V236H216ZM2 238H3V232H2ZM24 238H25V237H24ZM31 238H34V237H31ZM43 238H46V237L44 236ZM53 238H54V237H53ZM56 238H57V237H56ZM76 238H77V237H76ZM102 238H103V237H102ZM138 238H139V237H138ZM138 238H136V239H138ZM156 238H157V236H156ZM156 238H155V240H156ZM170 238H171V237H170ZM172 238H173V237H172ZM172 238H171V239H172ZM191 238H192V236H191ZM220 238H221V237H220ZM7 239H9V238H7ZM39 239H40V238H39ZM50 239H51V238H50ZM2 240H3V239H2ZM23 240H25V239H23ZM23 240H22L21 242H24ZM30 240H31V239H30ZM139 240H140V238H139ZM178 240H179V239H178ZM190 240H191V239H190ZM248 240H249V239H248ZM28 241H29V240H28ZM43 241H44V239H43ZM43 241H42V242H43ZM63 241H64V240H63ZM65 241H66V240H65ZM105 241H106V240H105ZM252 241H253V240H252ZM39 242H40V241H39ZM44 242H46V241H44ZM57 242H58V241H57ZM107 242H108V241H107ZM116 242H117V241H116ZM169 242H170V240H169ZM173 242H175V241H173ZM2 243H3V242H2ZM7 243H8V242H7ZM40 243H41V242H40ZM175 243H176V242H175ZM181 243H182V242H181ZM235 243H236V242H235ZM3 244H5V243H3ZM29 244H31V243L28 242L27 245L29 246ZM105 244H106V243H105ZM109 244H110V243H108V245H109ZM22 245H24V244H22ZM25 245H26V243H25ZM44 245H45V244H44ZM44 245H43V246H44ZM46 245H47V242H46ZM46 245H45V246H46ZM112 245L114 246V244H112ZM116 245H119V244H116ZM122 245H123V243H122ZM124 245H125V244H124ZM214 245H215V244H214ZM237 245H238V244H237ZM258 245H259V244H258ZM28 246H27V248H28ZM31 246H32V248H33V245H31ZM51 246H52V245H51ZM105 246H106V245H105ZM16 247H21V245H20V246L18 245V246H16ZM25 247H26V246H25ZM29 247H30V246H29ZM41 247H42V246H41ZM106 247L108 248V246H106ZM154 247H155V246H154ZM238 247H239V246H238ZM243 247H244V246H243ZM261 247H262V245H261ZM23 248H24V247H23ZM35 248H36V247H35ZM38 248H39V246H38ZM43 248H44V247H43ZM109 248H110V247H109ZM109 248H108V249H109ZM117 248H118V247H117ZM123 248H124V247L122 246V250H123ZM125 248H126V247H125ZM164 248H165V247H164ZM174 248H175V247H174ZM258 248H259V247H258ZM16 249H17V248H16ZM28 249H29V248H28ZM28 249H27V250H28ZM52 249H53V248H52ZM89 249H90V248H89ZM113 249H114V248H113ZM118 249H119V248H118ZM128 249H129V248H128ZM29 250H30V249H29ZM33 250H34V249H33ZM35 250H36V249H35ZM35 250H34V252H37V251H38V249H37L36 251H35ZM91 250H93V249H91ZM119 250L121 251V246H120V249H119ZM130 250H131V249H130ZM137 250H138V249H137ZM164 250H166V249H164ZM236 250H237V249H236ZM3 251H4V250H3ZM14 251H15V250H14ZM125 251H126V249H125ZM127 251H128V250H127ZM5 252H6V250H5ZM30 252H31V250H30ZM34 252H33V253H34ZM45 252H46L45 254H48V255H47V258H49L48 256L52 257V255H53L52 253H48V251H46V249H45ZM121 252H123V251H121ZM132 252H133V251H132ZM12 253H13V252H12ZM23 253H24V251H23ZM27 253H29V252H27ZM102 253H103V252H102ZM106 253H107V252H106ZM106 253H105V254H106ZM125 253H126V252H125ZM130 253H131V252H130ZM130 253H129V254H130ZM136 253H137V252H136ZM140 253H141V252H140ZM17 254H19V253H17ZM133 254H134V253H133ZM168 254H169V253H168ZM12 255H14V253L11 254V256H12ZM29 255H30V254H29ZM93 255H94V254H93ZM110 255H111V254H110ZM116 255H117V253H116ZM131 255H132V253H131ZM199 255H200V254H199ZM11 256H10V258H11ZM18 256H19V255H18ZM18 256H17V257H18ZM22 256H23V255H22ZM33 256H34V254H33ZM39 256H40V255H39V253H38V256H37V257L39 258ZM112 256H113V254H112ZM121 256H122V255H121ZM129 256H130V255H129ZM132 256H133V255H132ZM1 257H2V256H1ZM4 257H6V255H5ZM8 257H9V256H8ZM8 257H7V258H8ZM12 257H13V256H12ZM24 257H25V256H24ZM24 257H23V260L25 259ZM34 257H35V256H34ZM43 257H44V256H43ZM135 257H136V256H135ZM13 258H14V257H13ZM29 258H30V257H29ZM31 258L33 259V257H31ZM35 258H36V257H35ZM104 258H105V259H108V258H106V255H104ZM125 258H126V255H125ZM127 258H128V257H127ZM133 258H134V257H133ZM8 259H9V258H8ZM32 259H31V260H32ZM41 259H42V258H41ZM49 259H50V258H49ZM25 260H26V259H25ZM25 260H24V261H25ZM34 260H36V259H34ZM134 260H135V259H134ZM158 260H159V259H158ZM163 260H164V259H163ZM250 260H251V259H250ZM0 261H2V259H0ZM5 261H7V259H5ZM21 261H22V257H21V259H20V262H21ZM24 261H23V262H24ZM26 261H27V260H26ZM26 261H25V262H26ZM38 261H39V260H38ZM41 261H42V260H41ZM49 261H50V260H49ZM109 261H110V260H109ZM123 261H125V260H123ZM7 262H8V261H7ZM12 262H13V261H12ZM23 262H21V264H23ZM31 262H32V261H31ZM31 262L29 261V264H31ZM45 262H47V261H45ZM57 262H58V261H57ZM125 262H126V261H125ZM133 262H134V261H133ZM3 263H4V262H3ZM9 263H11V260H10ZM14 263H15V262H14ZM18 263H19V257H18ZM35 263H37V262H35ZM42 263H43V261H42ZM47 263H48V262H47ZM47 263H46V264H47ZM51 263L53 264V262H51ZM51 263H50V264H51ZM123 263H124V262H123ZM158 263H159V262H158ZM204 263H205V262H204ZM220 263H221V261H220ZM19 264H20V263H19ZM25 264H26V263H25ZM40 264H41V263H40ZM43 264H44V263H43ZM162 264H163V263H162Z\"/></svg>","mask_w":264,"mask_h":264}]
</instances>
